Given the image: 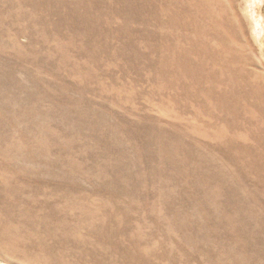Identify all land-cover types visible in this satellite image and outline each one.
Returning <instances> with one entry per match:
<instances>
[{
	"label": "rangeland",
	"instance_id": "rangeland-1",
	"mask_svg": "<svg viewBox=\"0 0 264 264\" xmlns=\"http://www.w3.org/2000/svg\"><path fill=\"white\" fill-rule=\"evenodd\" d=\"M0 264H264V0H0Z\"/></svg>",
	"mask_w": 264,
	"mask_h": 264
}]
</instances>
